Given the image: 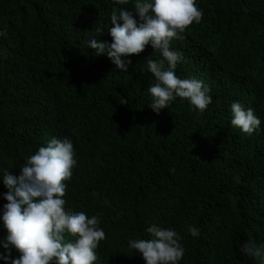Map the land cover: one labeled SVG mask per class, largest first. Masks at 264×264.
Here are the masks:
<instances>
[{"label":"trees","instance_id":"1","mask_svg":"<svg viewBox=\"0 0 264 264\" xmlns=\"http://www.w3.org/2000/svg\"><path fill=\"white\" fill-rule=\"evenodd\" d=\"M134 4L0 0V256L20 255L3 247L4 171L18 177L39 147L68 138L66 209L98 215L106 234L95 264H145L129 241L153 225L180 235V264H258L240 246L264 245V0H196L201 22L171 49L183 57L176 75L202 81L212 103L201 113L177 97L159 115L146 63L159 51L123 57L124 73L89 48L111 43L112 10ZM233 102L254 110L258 132L231 125Z\"/></svg>","mask_w":264,"mask_h":264},{"label":"clouds","instance_id":"2","mask_svg":"<svg viewBox=\"0 0 264 264\" xmlns=\"http://www.w3.org/2000/svg\"><path fill=\"white\" fill-rule=\"evenodd\" d=\"M116 2L124 5L129 0ZM134 9L132 12L114 8L109 28L112 42L93 38L89 48L96 56L107 54L117 69L127 73L131 61L122 58L139 55L151 44L162 59L146 60L156 81L147 90L152 97L150 109L159 115L179 97L201 113L206 111L212 103L210 89L202 81L176 75L175 69L183 57L171 49L174 39H182L193 24L201 22L203 12L196 0H135ZM97 32L101 36L103 29L98 28ZM231 113V125L243 133L251 136L260 130L261 120L251 108L233 102ZM74 157L71 140L52 138L47 146L39 147L26 158L18 177L4 171L2 181L7 192L3 199L7 203L3 205L2 221L7 243L3 247L11 245L20 253L16 259H11L10 252L0 256L5 264L10 259L11 264H95L98 260L96 250L106 239L98 215L89 218L83 211L66 209V182L72 178L77 163ZM147 231L150 238L129 241L145 264H180L185 254L180 235L174 229L156 225ZM189 232L193 237L200 235L194 226L189 227ZM240 252L264 264V245L247 240L240 246Z\"/></svg>","mask_w":264,"mask_h":264}]
</instances>
